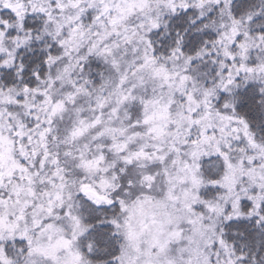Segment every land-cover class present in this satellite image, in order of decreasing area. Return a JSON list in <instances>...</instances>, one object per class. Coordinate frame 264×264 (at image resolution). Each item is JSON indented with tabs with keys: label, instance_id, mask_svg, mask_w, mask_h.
I'll return each mask as SVG.
<instances>
[{
	"label": "snow or ice",
	"instance_id": "6c2138e0",
	"mask_svg": "<svg viewBox=\"0 0 264 264\" xmlns=\"http://www.w3.org/2000/svg\"><path fill=\"white\" fill-rule=\"evenodd\" d=\"M0 264H264V0H0Z\"/></svg>",
	"mask_w": 264,
	"mask_h": 264
}]
</instances>
